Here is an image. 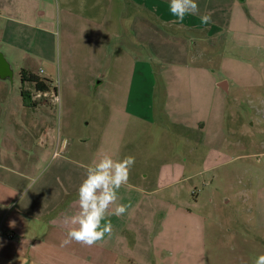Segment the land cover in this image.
<instances>
[{
	"label": "crops",
	"instance_id": "crops-1",
	"mask_svg": "<svg viewBox=\"0 0 264 264\" xmlns=\"http://www.w3.org/2000/svg\"><path fill=\"white\" fill-rule=\"evenodd\" d=\"M11 1L0 5L3 41H22L24 28L32 31L29 41H44L42 35L51 33V21L47 23L45 19L48 11L41 10L47 2L53 11L51 17L54 11L58 14L63 31L57 41H83L91 61L101 62L97 78L98 88L104 93L102 109L109 114L118 111L126 119L119 123L109 120L100 135L81 139L75 149L68 139L52 136L50 127L42 124V128L34 120L24 121L23 127L36 131L27 133L34 136H27L25 142L34 139L37 150L33 155L22 150L0 158V264H186L185 247L178 246L174 258L170 257V232L162 231L163 220L156 222L154 214L159 205L163 208L181 197L176 185L186 166L177 162L153 165L148 155H142L140 161L132 133L138 131L139 124L151 126L156 122V107L158 121L166 127L189 131L206 127L222 82L210 67L192 61H169L156 69L148 56L157 41L154 23H162L159 41L194 40L200 46H208L210 41L214 47L230 42L262 51L264 0H197L200 14L186 16L182 24L173 23L169 0H163L162 7L153 0ZM206 12L211 13L212 22L205 25L200 15ZM8 28L14 30L15 38L6 36ZM183 50L187 57L189 51ZM3 57L10 64L5 54ZM124 78L127 81L122 88ZM226 83L223 90L229 92ZM67 90L73 94L72 88ZM125 93L124 102L112 101V94ZM29 97L32 101L31 94ZM34 102L32 106L38 107L39 103ZM114 123L118 135L111 136ZM95 141L99 143L97 151L90 144ZM105 152L114 159L135 157L128 184L119 189L121 199L116 202L130 203L131 207L120 217L109 216L113 225L111 238L105 237L92 247L75 242L61 246L70 228L65 221L78 211L77 191L86 166ZM115 207L113 204L112 210ZM155 222L158 231L154 230ZM10 234L15 237L9 238Z\"/></svg>",
	"mask_w": 264,
	"mask_h": 264
},
{
	"label": "rangeland",
	"instance_id": "rangeland-1",
	"mask_svg": "<svg viewBox=\"0 0 264 264\" xmlns=\"http://www.w3.org/2000/svg\"><path fill=\"white\" fill-rule=\"evenodd\" d=\"M3 1L13 3L0 0V5ZM156 1L153 3L162 7L163 0ZM46 3L41 10L48 11L45 19L51 21V33L42 35L44 41H29L32 31L26 28L22 41H3L5 33L0 30V55L5 54L12 66V75L0 76V158L22 150L35 154L38 143L34 139L25 142L27 136H34L23 127L27 119L50 127L52 136L68 139L74 149L81 139L100 135L109 120L119 123L126 119L118 111L109 114L102 109L104 93L97 78L101 62L91 61L83 41H57L63 31L58 14L54 11L51 17L53 11ZM154 24L159 32L148 56L156 69L169 61H192L210 67L230 86L229 92L219 89L217 103L202 129L166 127L159 123L156 107V122L139 124L132 133L140 161L148 155L153 165L177 162L186 166L176 185L181 197L163 208L159 205L154 213L155 220H163L162 231L170 232V257L174 258L180 246L188 251L186 264H253L255 256L264 254V50L240 48L230 42L214 47L210 41L208 46L194 40L159 41L162 23ZM6 36L12 39L16 35L8 28ZM182 48L189 51L187 57ZM96 50L99 53L101 46ZM129 66L127 62L126 73ZM23 70L51 81L47 100L37 98L32 83L23 84ZM126 81L124 78L122 88ZM23 90L31 94L33 102L28 95L23 97ZM55 93L59 105L53 99ZM111 98L122 103L126 93ZM34 101L38 107L32 106ZM117 130L113 126L109 135H118ZM90 144L98 150V141ZM156 222L154 230L158 231Z\"/></svg>",
	"mask_w": 264,
	"mask_h": 264
},
{
	"label": "clouds",
	"instance_id": "clouds-1",
	"mask_svg": "<svg viewBox=\"0 0 264 264\" xmlns=\"http://www.w3.org/2000/svg\"><path fill=\"white\" fill-rule=\"evenodd\" d=\"M169 13L175 18L173 23L182 24L186 16L200 14V9L197 0H169ZM200 22L205 25L211 23V13L200 15ZM56 103H61L59 97L56 98ZM134 164V156L114 159L105 152L86 166L85 177L77 191L78 211L65 221L70 228L61 241V246L75 242L92 247L105 237L111 238L113 225L109 216L120 217L131 207L130 203L116 202L121 199L119 189L128 184ZM113 204H116L114 210ZM253 264H264V254L255 256Z\"/></svg>",
	"mask_w": 264,
	"mask_h": 264
},
{
	"label": "trees",
	"instance_id": "trees-1",
	"mask_svg": "<svg viewBox=\"0 0 264 264\" xmlns=\"http://www.w3.org/2000/svg\"><path fill=\"white\" fill-rule=\"evenodd\" d=\"M21 79L23 84H26L27 82L32 83L38 93L48 94L51 91V81L48 79H43L36 74L29 73L23 70L21 73ZM22 95L23 97H27V95L29 96L30 94L28 93V91L23 90Z\"/></svg>",
	"mask_w": 264,
	"mask_h": 264
},
{
	"label": "water",
	"instance_id": "water-1",
	"mask_svg": "<svg viewBox=\"0 0 264 264\" xmlns=\"http://www.w3.org/2000/svg\"><path fill=\"white\" fill-rule=\"evenodd\" d=\"M9 75H12L10 64L4 59L3 55H0V76L6 78ZM225 84H227L226 81L220 83V87L224 90H226Z\"/></svg>",
	"mask_w": 264,
	"mask_h": 264
},
{
	"label": "built area",
	"instance_id": "built-area-1",
	"mask_svg": "<svg viewBox=\"0 0 264 264\" xmlns=\"http://www.w3.org/2000/svg\"><path fill=\"white\" fill-rule=\"evenodd\" d=\"M39 96H40V97H43V96H44V97H47L48 94H42V93H39ZM57 97H58V94L55 93L54 99L56 100ZM8 237L12 239V238L15 237V235H14V234H10Z\"/></svg>",
	"mask_w": 264,
	"mask_h": 264
}]
</instances>
